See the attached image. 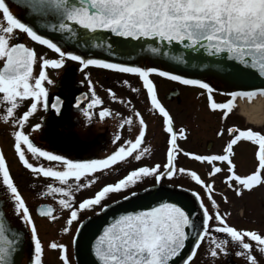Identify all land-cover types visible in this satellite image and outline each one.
Instances as JSON below:
<instances>
[{"label":"snow or ice","instance_id":"obj_1","mask_svg":"<svg viewBox=\"0 0 264 264\" xmlns=\"http://www.w3.org/2000/svg\"><path fill=\"white\" fill-rule=\"evenodd\" d=\"M25 6L34 18L51 16L56 23L51 27L56 29L63 40L64 35L75 37L78 41L87 43L98 32L106 31L122 38L133 40H151L148 47L152 53L162 49L153 46L157 41L167 46H183L191 52H204L209 56L226 54L230 61L252 70V74L264 79V0H25ZM24 33L32 41L47 46L58 54V58L37 56L36 51L18 40L17 33ZM67 43V41H64ZM39 59V74L33 76L34 65ZM66 59L79 62L80 68L98 66L108 70H118L122 73L138 74L143 89L150 104V110L162 118V128L167 136L166 162L153 166H140L127 171V174L117 181L104 184L94 195L75 201L76 193L91 187L97 182L98 171H106L128 157L134 156L136 161L150 154V147H144L143 141L147 133V123L139 110L132 109V114L121 116L103 104L102 98L94 90L91 79H88L89 97L84 94L75 98V105L83 116L91 119L93 109L99 107V118L115 115L120 117L118 128L125 125L131 128L134 120L138 123V132L134 139H123L122 143L109 155L100 159H69L64 155L55 154L37 146L30 135L24 131L29 118L43 105L48 107V88L45 82L51 84L46 69H59ZM177 60L182 59L177 56ZM0 121L11 122L13 130V149L21 165L35 177L50 178L37 193L41 197H49L54 203H43L38 206L37 213L50 220L58 218L54 204L61 211L68 210L66 225L61 229L67 233L73 222L78 221L82 210H90L100 206L110 193L129 189L145 177L154 176L160 183L163 177H173L177 173L188 175L204 191L211 211L205 205L199 192L191 190L198 205L199 212H191L179 203L161 195H154L149 205L139 209L123 211L109 217L98 234L91 241V252L97 264H174V258H181L182 264H191L202 243L207 241L205 254L216 258L221 254L228 255L229 242L238 246L235 255L244 257L247 264H259L255 249L264 257V234L255 229H238L227 222L228 213L222 214L219 204L213 197L215 180L212 177L224 171L218 162L226 164L227 174L223 183L232 189L237 197L245 191L251 192L256 187L264 186V134L251 128L240 129L236 126L227 128L230 138L221 153L197 154L185 151L177 143L178 139H186V129L181 126L176 130L173 117L158 98L156 86L150 74L183 85L198 86L207 92V107L210 111H221V119H226L234 108L237 97L251 101L257 94L264 95V87H253L246 91L228 93L229 98L217 102L213 97V89L209 83L201 79L189 78L157 67H142L126 63L110 62L101 58H86L73 51H66L61 44L54 42L44 34H38L30 23L22 22L10 10L6 0H0ZM85 76L88 73L85 72ZM123 84L128 85L127 80ZM132 91L138 89L132 88ZM108 95L118 99L114 91L107 89ZM30 99L31 103L18 117L16 112L22 102ZM82 101L86 106H82ZM123 103V100L121 99ZM130 106V101L128 102ZM59 111V97L51 104ZM41 125H32L33 130ZM221 128L217 135H223ZM122 139L118 131L113 144ZM241 141L253 142L256 145L253 169L238 173L233 156L234 146ZM195 161L207 164L210 170L206 172L209 180L206 182L197 171L184 167L177 168L176 161L180 154ZM34 160L45 159L55 162V166H45L42 163H32ZM91 177V178H89ZM0 190H3L10 201V210L19 220L23 221L31 232L33 245L30 264H42L43 247L38 237L37 228L30 209L22 196L10 172L6 157L0 151ZM136 192L124 196L127 200L135 197ZM222 195V194H221ZM224 202L228 201L223 196ZM109 207L103 204L99 209L104 211ZM199 216L196 220L194 217ZM80 223H83L80 221ZM77 232L81 231L78 227ZM18 236V234H17ZM75 240V237H73ZM191 242L190 251L184 255V249ZM16 238H10L5 221L0 219V264H14L10 259L15 252ZM51 249L59 250L63 264H70L67 247L63 243L50 242Z\"/></svg>","mask_w":264,"mask_h":264},{"label":"flooded vegetation","instance_id":"obj_2","mask_svg":"<svg viewBox=\"0 0 264 264\" xmlns=\"http://www.w3.org/2000/svg\"><path fill=\"white\" fill-rule=\"evenodd\" d=\"M6 3L17 18L21 19L22 22L31 24L34 17L30 11L8 0H6ZM17 35L18 40L14 39L12 41L13 43H25L26 46L32 47L36 51L38 57L43 55L45 58H58V54L53 50L48 49L47 46L40 45L38 42L32 41L26 34L18 32ZM39 66L40 62L38 59L34 65L33 76L39 74ZM139 66L153 67L146 62L140 63ZM46 71L49 78L53 81L51 84L45 82V87L48 88V107H44L43 105L38 107L37 111L29 118L24 127V131L30 135V138L37 146L52 151L55 154L64 155L69 159H100L114 151L119 146V143L123 142V139H134L138 132V123L134 120L131 128L125 125L123 129H120L117 127L120 117L112 115L100 119L98 115L99 107H108L114 113H121V116L131 115L132 109L139 110L147 123V133L143 141V146L150 147V154L145 155L139 161H136L134 156H130L124 162H119L106 171H98L95 174L98 177L97 182L91 187L76 193L75 201L77 205L82 199L94 195L104 184L114 183L126 175L127 171L131 169L145 165L153 166L157 163L163 166L166 162L167 136L162 128V118L158 113H153L150 110L146 90L143 89L142 81L139 79L138 74L122 73L118 70H108L98 66H86L84 69H81L79 62L71 61L70 59H66L65 65L61 68L53 69L49 67ZM85 72L88 73L87 77L85 76ZM88 79H91L95 92L103 100L101 106L92 110L93 115L91 119L85 118L80 109L75 105L76 97L81 96V94H84L86 98L90 96L88 93ZM150 79H152L156 86L157 95L161 103L171 113L176 130L179 131L181 126L186 129L187 138L178 139L177 141L179 146L185 151L197 154L221 153L224 145L230 138L227 133L228 127L236 126L240 129L251 128L250 126L246 127V123L242 118L243 116L239 111L240 102L245 98H235L233 110L226 119H221V111H210L208 109L206 90L198 86L183 85L179 82L172 81L170 78L161 77L156 73L150 74ZM125 80L129 82L128 85L123 84ZM211 87L214 90L213 97L217 102H224L229 98L228 93L231 92L221 90V86L219 85L216 87L212 84ZM109 88L114 91L118 99L113 100L108 95L107 89ZM132 88L138 89V91L133 92ZM57 97H59V111L51 107V104ZM129 101L130 106L128 104ZM30 103V99L22 102L16 112L17 117L26 110ZM82 106H86L84 101H82ZM0 112H3V105H0ZM231 116L234 119L232 123H229ZM36 123H39L41 127L33 130L32 125ZM205 125L208 129H206L203 137L202 134L204 133L199 132V130L205 127ZM215 125H218L216 129H214ZM221 128L225 130L223 135H217ZM12 130L13 126L10 121L8 123L0 121V151L4 153L10 172L30 209L38 235L52 232L63 235V244L67 247V255L69 252L72 253V258L68 256L70 264H89L87 255L81 250V241L91 233L92 227L98 220L120 208L131 206L147 195L163 192L180 194L191 201L193 212H199L197 202L191 191L195 190L201 194L205 205L211 211V206L203 189L192 181L188 175L177 173L171 178L163 177L160 183L155 181L154 176H150L143 178L127 190L110 193L102 201L100 206H95L90 210H82L79 214L78 221L73 222L69 226L70 230L67 233L62 232L61 229L67 226L66 219L69 212L68 210L61 211L59 205L54 204L57 209V219L50 220L37 213L39 205L43 203H54L51 198L41 197L37 194L44 185L53 181L50 178H44L42 176L35 177L21 165L12 147L13 138L10 135ZM118 131L121 133L122 139L116 144H113V138ZM260 132L264 134L263 131ZM256 147L253 142L248 141L238 142L234 146L235 155L233 156V160L238 173H245L253 169ZM29 160L32 163L55 166V162H49L45 159L39 161L34 160L30 154ZM218 163L224 168V171L211 179L215 180L213 197L219 204L220 212L222 214H229L227 216V222L230 225L238 229H255L261 234H264L263 227L257 226L255 223L254 226H248L251 222L247 221L246 216L252 212L247 209L245 210V203L243 201L247 198V194L256 192L257 207L260 208V212L258 211V213L264 216V186L256 187L251 192L245 191L242 196L237 197L234 191L223 183V176L227 174L226 164L223 162ZM176 167L195 170L206 182L209 180L206 172L210 170V166L186 157L182 153L177 158ZM130 192H136L137 195L124 200L123 197L129 195ZM223 196L228 197L227 202H224ZM0 198L2 199L3 210L9 224L23 230L26 235L31 236L30 229L26 224L19 220L17 215L10 210L9 198L3 190H0ZM103 204H108L109 207L104 211H100L99 209ZM234 218L237 220L233 221L232 219ZM194 219L199 220L200 217L197 216ZM80 221L83 223H80ZM78 227L81 229L79 232L76 231ZM73 237H75V240ZM207 247V241L201 244L191 264H247L244 257L235 255L238 246L232 242L228 244L229 254H221L216 258L205 254ZM53 251H56L55 255L53 254L52 258L43 257L42 264H63V261L59 257V250L56 249ZM253 255L257 256L259 264H264V257L256 252L255 249L253 250ZM25 261L26 259L24 258L23 262Z\"/></svg>","mask_w":264,"mask_h":264},{"label":"water","instance_id":"obj_3","mask_svg":"<svg viewBox=\"0 0 264 264\" xmlns=\"http://www.w3.org/2000/svg\"><path fill=\"white\" fill-rule=\"evenodd\" d=\"M8 1L26 8L25 0ZM55 23L56 21L51 16L34 18L31 21L32 26L38 30V34H44L48 38L53 39L54 42L61 44L65 50L73 51L86 58H101L110 62L126 63L137 66L142 62H146L153 67H158L165 71H171L189 78L204 80L209 83L210 86L212 84L216 87L219 85L221 86V90L227 92L246 91L253 87H264V79L253 75L252 70L239 65L238 62L230 61L226 54L209 56L204 52H191L185 50L183 46L175 45H168L166 49L167 54H165L164 45H161L158 41L153 44V46L159 47L162 50L157 53H152L148 47V44L152 43L151 40L145 43L144 40L122 38L106 31L96 33L87 43L82 40L78 41L75 37L69 38L67 35H64L63 40H61L62 34L51 27V25ZM64 41H67V43H64ZM177 56L182 59L177 60ZM154 195L170 198L172 201L185 207L186 210L193 212V205L189 199L180 194L170 192L147 195L129 207L120 208L111 212L98 220L92 227L91 233L85 236L81 241V250L87 255L89 264H97L94 254L91 252V241L94 239V235L98 234V231L102 229L108 218L123 211L135 210L142 206L149 205L153 201ZM0 219L5 221L10 238L17 239L15 252L10 259L14 264H30L33 249L30 237L26 235L23 230L9 224L3 210L1 198ZM190 246L191 242H189L188 246L184 249V255L190 251ZM24 249L26 254H23ZM24 258L26 259L25 262H23ZM181 262V258H174V264H181Z\"/></svg>","mask_w":264,"mask_h":264},{"label":"rangeland","instance_id":"obj_4","mask_svg":"<svg viewBox=\"0 0 264 264\" xmlns=\"http://www.w3.org/2000/svg\"><path fill=\"white\" fill-rule=\"evenodd\" d=\"M239 111L241 112V107H239ZM242 118H243V121L246 123V127L250 126L252 129L260 130V131L264 132V107L262 108L260 113H257L256 116H252V117L243 116ZM233 119H234V117L231 116L229 123H232ZM261 119L263 120L262 122H261ZM214 127H215L214 129H216L218 127V125H215ZM206 129H208V128H206V125H205V127H203L202 129L199 130V132L204 133V134H202L203 137L205 135ZM256 194H257L256 192H252L251 194H247V196H246L247 198H245L243 200L245 203V210L247 209L250 212H252L246 216L247 221L251 222L250 224H248V226H254V223H255L257 226H261L264 228V216H261L258 213V211L260 212V208L257 207L258 204H257V198H256L257 195ZM258 195H259V192H258ZM240 207H241V205H240ZM232 220L236 221L237 219L234 218ZM38 237H39L41 244H42V247H43L42 258L43 257L52 258L53 254L55 255L56 251H53V250H56V249H51L49 247L50 242L55 241L57 243H64V236L59 234V233L57 234L55 232L48 233V234H40V235H38ZM68 256H70V258H72V253L69 252Z\"/></svg>","mask_w":264,"mask_h":264},{"label":"bare ground","instance_id":"obj_5","mask_svg":"<svg viewBox=\"0 0 264 264\" xmlns=\"http://www.w3.org/2000/svg\"><path fill=\"white\" fill-rule=\"evenodd\" d=\"M241 114L243 116L252 117L256 116L257 113H260L264 107V95L257 94L251 101H241ZM263 120L261 119V122ZM260 122V121H259ZM23 254H26L24 249Z\"/></svg>","mask_w":264,"mask_h":264}]
</instances>
